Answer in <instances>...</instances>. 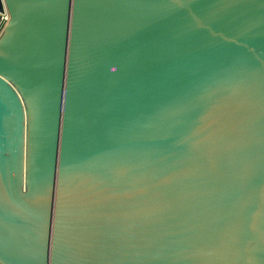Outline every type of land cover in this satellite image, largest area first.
<instances>
[{
    "label": "water",
    "instance_id": "water-1",
    "mask_svg": "<svg viewBox=\"0 0 264 264\" xmlns=\"http://www.w3.org/2000/svg\"><path fill=\"white\" fill-rule=\"evenodd\" d=\"M0 264H264V0H0Z\"/></svg>",
    "mask_w": 264,
    "mask_h": 264
},
{
    "label": "built area",
    "instance_id": "built-area-1",
    "mask_svg": "<svg viewBox=\"0 0 264 264\" xmlns=\"http://www.w3.org/2000/svg\"><path fill=\"white\" fill-rule=\"evenodd\" d=\"M9 20L10 16L7 10H5L4 12H0V37L2 36Z\"/></svg>",
    "mask_w": 264,
    "mask_h": 264
}]
</instances>
